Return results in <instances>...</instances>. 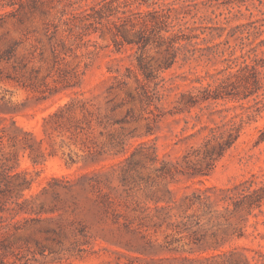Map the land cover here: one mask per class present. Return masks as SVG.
<instances>
[{
  "label": "rangeland",
  "instance_id": "1",
  "mask_svg": "<svg viewBox=\"0 0 264 264\" xmlns=\"http://www.w3.org/2000/svg\"><path fill=\"white\" fill-rule=\"evenodd\" d=\"M17 1L0 0V264H264V55L251 86L236 40L264 3L161 1L199 36L168 66L165 44L113 42L140 29L122 12L157 6Z\"/></svg>",
  "mask_w": 264,
  "mask_h": 264
},
{
  "label": "trees",
  "instance_id": "2",
  "mask_svg": "<svg viewBox=\"0 0 264 264\" xmlns=\"http://www.w3.org/2000/svg\"><path fill=\"white\" fill-rule=\"evenodd\" d=\"M7 1L8 6H13L16 0H4ZM20 1V4L23 0H18L17 3ZM27 1V0H24ZM34 1V0H30ZM116 0H101L97 4V11L96 13L101 16L104 11L110 12L111 5ZM163 0H134L135 3L140 4L143 3L146 5L147 8H151L157 6L158 9L152 8V11L147 12H136L133 13L132 11H124L122 12V17H118V21L124 22V26L126 23H129L131 27L134 28L132 22L137 21V25L140 26L138 32L133 33L132 35H128L127 30L118 29L117 33L113 34V42L116 45H122L123 43L128 46H137L140 49H145L150 44L157 43L159 45L165 44L166 49L171 51V60L168 66H171L177 57L178 52L191 53V51H195L197 43H192L193 40H197L199 38L198 35L194 34L193 32L196 31L195 27L187 26L186 22H183V17H179L175 14L176 9L174 7V3L171 4H164L160 3ZM260 4L264 3V0H258ZM124 7H127L128 4L124 3ZM260 15L262 16L260 19H256L251 21L245 25L237 26L243 28L238 34L239 36L236 40L239 41L240 51H241V58L242 61L239 63L237 71L242 73V76L246 82H249L251 86H257L259 83L257 72V61L261 60L257 57V52L259 51L260 54L264 55V40H258L257 43L255 41L257 38L263 33L262 28L264 27V11H259ZM106 14V13H105ZM174 16V17H172ZM250 14V18H251ZM227 22V21H226ZM194 24V22H193ZM206 29L210 28H203L200 31L201 35L210 36L214 38H220L221 35H213L212 33H205ZM171 30V31H170ZM224 28H220V31H224ZM185 31H188L185 33ZM161 32L168 33L167 37L161 36ZM233 34L228 35V37H232ZM253 38V41H250ZM205 41V40H202ZM244 41H249L246 44ZM227 43V42H226ZM177 46V47H176ZM191 48L192 50H189ZM245 48L248 50L245 51ZM251 55L253 57H251ZM139 68L140 67L139 65ZM213 99H217V97H212ZM209 99L206 97L205 100Z\"/></svg>",
  "mask_w": 264,
  "mask_h": 264
}]
</instances>
